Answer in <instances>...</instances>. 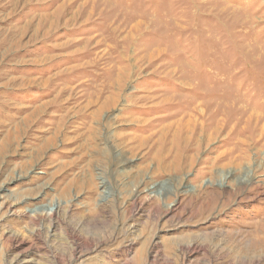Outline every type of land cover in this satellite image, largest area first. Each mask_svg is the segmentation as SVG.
<instances>
[{
	"label": "rangeland",
	"instance_id": "1",
	"mask_svg": "<svg viewBox=\"0 0 264 264\" xmlns=\"http://www.w3.org/2000/svg\"><path fill=\"white\" fill-rule=\"evenodd\" d=\"M262 86L264 0H0V264H264Z\"/></svg>",
	"mask_w": 264,
	"mask_h": 264
},
{
	"label": "bare ground",
	"instance_id": "2",
	"mask_svg": "<svg viewBox=\"0 0 264 264\" xmlns=\"http://www.w3.org/2000/svg\"><path fill=\"white\" fill-rule=\"evenodd\" d=\"M95 1V0H94ZM88 2V1H87ZM86 2V3H87ZM163 2V1H162ZM84 5V4H83ZM86 5V4H85ZM137 7V6H136ZM123 8V7H122ZM135 8V7H134ZM103 9V8H102ZM139 9V8H138ZM215 9V8H214ZM156 10V9H155ZM80 11V10H79ZM138 11V10H137ZM204 11V10H203ZM136 12V11H135ZM127 13V12H126ZM136 15V14H135ZM134 16V15H133ZM48 17V16H47ZM137 17V16H136ZM131 18V17H130ZM140 18V17H139ZM136 19V18H135ZM157 19V18H156ZM41 20H43L42 18H41ZM133 20V19H132ZM65 21H67V20H65ZM131 21V20H130ZM53 22V21H52ZM76 22V21H75ZM45 23H46V21H45ZM51 23V22H50ZM163 23V22H162ZM135 24V23H134ZM51 25V24H50ZM142 26H143V24H142ZM47 27V26H46ZM133 27H135V30H137V24L135 25V26H133ZM140 28V27H139ZM64 29V28H63ZM133 29V28H132ZM113 31V30H112ZM125 31V30H124ZM132 31V30H131ZM35 32V31H34ZM138 33V32H137ZM119 36V35H118ZM127 36V35H126ZM136 36H138V35H136ZM152 38V37H151ZM122 39H123V37H122ZM132 40V39H131ZM130 40V41H131ZM126 41V40H125ZM191 41H192V39H191ZM121 42H123V41H121ZM195 42V41H194ZM132 43V42H131ZM140 43V42H139ZM143 43V42H142ZM127 44H129V43H127ZM150 44V43H149ZM124 45V44H123ZM135 45H137L136 43H135ZM134 45V46H135ZM119 46V45H118ZM133 47V46H132ZM134 48V47H133ZM147 49V48H146ZM166 49V48H165ZM125 50V49H124ZM136 50V49H135ZM184 50V49H183ZM121 53V52H120ZM135 54V53H134ZM138 54V53H137ZM136 54V55H137ZM152 54V53H151ZM159 54V53H158ZM253 54H255L252 50L251 51H249V52H247V55L244 57L245 59V61L246 62H248V64H249V62H251L250 60L252 59V57H253ZM135 55V56H136ZM247 57V58H246ZM121 58V57H120ZM138 59V58H137ZM136 60V59H135ZM124 61V60H123ZM125 62V61H124ZM137 62V61H136ZM120 63V62H119ZM150 63V62H149ZM107 65V64H106ZM142 65V64H141ZM136 66V65H135ZM113 67H114V65H113ZM139 67V66H138ZM137 67V68H138ZM105 69V68H104ZM109 69H110V67H109ZM115 69V68H114ZM112 70H113V68H112ZM112 71H111V69H110V72H107V73H109V77L110 78H108L107 79V82H106V84L105 85H107V87H113V86H115L116 87V85L118 86V85H120V81H121V79L123 78L122 76H123V69L122 70H119L118 71V73H113L112 72V74H110ZM157 72V71H156ZM184 73V72H183ZM105 75V74H104ZM125 75V74H124ZM129 75V74H128ZM263 76V75H262ZM103 77V76H102ZM125 77V76H124ZM106 79V78H105ZM127 79V78H126ZM105 81V80H104ZM127 81V80H126ZM261 82V81H260ZM122 85V84H121ZM140 86V85H139ZM183 86V85H182ZM261 88H263L264 89V87L262 86ZM135 89V88H134ZM222 90V89H221ZM107 92V91H106ZM135 92V91H134ZM138 93H139V91H137ZM142 92V91H141ZM264 92V91H263ZM222 93V92H221ZM154 94V93H153ZM264 94V93H263ZM198 95H199V99H197V101L195 102V104H196V107L198 106V108H200V112H199V114H198V116L196 115V116H193L192 115V113H188V111L190 110V107H191V102L190 101H181V100H183V99H180L179 97H176V96H173V100L171 101V100H169L167 97H159L160 98V102L158 103V104H156V105H160V106H163L164 105V107L166 106V105H168V106H171L172 108H175V109H177V107H180V110H179V113H175V114H177V115H173V117L174 116H177V117H182V121L181 122H183L182 123V127H181V129H184L183 131H188V130H190V133L193 131V129H191V128H194V127H196L197 126V129L199 130V133L201 132V133H203V128H202V124H203V122L201 121L202 119H204L205 118V116H206V113L208 114V117L207 118H213V117H216V119L218 118L217 116H218V114H219V109H220V106L222 105V104H224V103H228L229 102V98L231 97V96H233V93H228V95L224 98V97H215V95L216 94H214V95H212L213 96V98H215V99H212V100H206V98H209L211 95L209 94V95H207V94H201V93H198ZM200 95H205V99H204V97L203 96H200ZM262 95V94H261ZM139 96V95H138ZM165 96V95H164ZM167 96V95H166ZM211 96V97H212ZM109 97V96H108ZM107 97V98H108ZM259 97V96H258ZM142 98V97H141ZM244 98V97H243ZM127 99H128V97H127ZM137 99H139V98H137ZM211 99V98H210ZM252 99V98H251ZM264 99V98H263ZM129 100V99H128ZM250 100V99H249ZM174 101H177L176 103L174 102ZM140 102V101H139ZM142 102V101H141ZM148 102H151V101H148ZM147 102V103H148ZM198 102V103H197ZM244 102V101H243ZM255 102H257V105H258V102L259 103H261L262 104V100H261V98L259 99V98H257V100L255 101ZM162 103H164V104H162ZM166 103V104H165ZM248 103V102H247ZM145 104V103H144ZM246 104V103H245ZM135 105V104H134ZM227 105V104H226ZM229 106H230V104H228ZM257 105H253V107H244V108H242L243 109V111H242V113H244V114H246V113H250L249 115L250 116H253V115H256V111H255V108H257L258 106ZM105 107V105H103L102 104V107ZM212 106H216V108L214 107V108H212ZM222 107V106H221ZM226 107V106H225ZM242 107V106H241ZM135 108V107H134ZM148 108V107H147ZM232 108V107H231ZM259 108H260V106H259ZM217 109V110H216ZM261 109V108H260ZM263 109V108H262ZM261 109V110H262ZM221 110V109H220ZM260 110V111H261ZM167 111V110H166ZM199 111V110H198ZM226 111V110H225ZM224 111V112H225ZM190 112V111H189ZM223 112V113H224ZM227 112V111H226ZM235 113H236V111H235ZM220 114H222V113H220ZM258 114H260V113H258ZM199 115H200V120H199ZM258 116H260V115H258ZM197 117V118H196ZM172 118V117H171ZM220 118V117H219ZM253 118V117H252ZM261 119H263V117H260ZM166 119V118H165ZM164 118H163V120H165ZM169 119V117L166 119V120H168ZM226 119H227V117H226ZM238 119V118H237ZM155 120V119H154ZM215 120V119H214ZM221 120V119H220ZM153 121V120H152ZM156 121V120H155ZM199 121V122H198ZM252 121V120H251ZM259 121V120H258ZM154 122V121H153ZM158 122H160V121H158ZM198 122V123H197ZM173 123V122H172ZM220 123V122H219ZM259 123V122H258ZM213 124H215V122L213 123ZM221 124V123H220ZM216 125V124H215ZM228 125V124H227ZM250 125V124H249ZM168 126V125H167ZM257 126V125H256ZM231 127V126H230ZM246 127V126H245ZM180 128V127H179ZM190 128V129H189ZM255 128V127H254ZM170 129V128H169ZM207 129H208V127H207ZM243 129H245V128H243ZM180 130V129H179ZM223 130V129H222ZM227 130V129H226ZM250 130V129H249ZM168 131V130H167ZM219 131V130H218ZM253 131V130H252ZM165 132H166V130L164 131V134H165ZM173 133V132H172ZM193 133V132H192ZM211 133V132H210ZM163 134V133H162ZM208 134V133H207ZM206 133H205V136L207 135ZM217 134V133H216ZM161 135V134H160ZM171 135V134H170ZM190 135V134H189ZM237 135V134H236ZM241 136H243L242 135V133L240 134ZM195 136V135H194ZM230 136V135H229ZM165 137V136H164ZM207 137V136H206ZM208 137H209V135H208ZM245 137V136H244ZM253 137H254V135H253ZM257 137V136H256ZM191 138V137H190ZM213 138V137H212ZM238 138V137H237ZM246 138V137H245ZM195 139V138H194ZM197 139V138H196ZM189 141V140H188ZM193 141V140H192ZM161 142V141H160ZM186 142H187V138L186 137H180L179 136V134H178V132L177 133H174L173 134V139L171 140L170 139V141H169V146L168 147H170L171 146V149L172 148H175V147H177V146H181V144H183L184 143V145L183 146H185V144H186ZM249 142H251V141H249ZM259 142V141H258ZM161 143H163V142H161ZM188 143V142H187ZM190 143V142H189ZM236 143V142H235ZM243 144V143H242ZM164 145H166V144H164ZM189 145V144H188ZM197 145V144H196ZM187 146V145H186ZM184 148V147H183ZM240 148V147H239ZM191 149V148H190ZM176 150V149H175ZM183 150V149H182ZM240 150V149H239ZM181 151H179V153H180ZM240 152V151H239ZM237 152H236V149H233V148H231V151L229 152V154H230V156H231V159H232V157H233V155H237L236 154ZM224 157V156H223ZM226 158H227V156H226ZM228 160V159H227ZM234 161V160H233ZM138 189V188H137ZM134 194V193H133ZM136 195V194H135ZM53 214H55V212H52L51 211V213L49 214V215H53Z\"/></svg>",
	"mask_w": 264,
	"mask_h": 264
}]
</instances>
